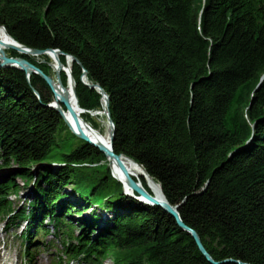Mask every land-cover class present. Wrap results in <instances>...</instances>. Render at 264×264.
<instances>
[{"label": "trees", "instance_id": "1", "mask_svg": "<svg viewBox=\"0 0 264 264\" xmlns=\"http://www.w3.org/2000/svg\"><path fill=\"white\" fill-rule=\"evenodd\" d=\"M0 25L77 58L80 106L103 109L86 70L110 97L115 153L161 184L214 261L264 264V0H0ZM23 56L54 74L46 53ZM53 101L39 74L0 67V165L15 166L0 216L27 222L26 256L53 229L64 239L50 264H215L164 208L124 193ZM18 180L35 194L26 207L13 203Z\"/></svg>", "mask_w": 264, "mask_h": 264}, {"label": "bare ground", "instance_id": "2", "mask_svg": "<svg viewBox=\"0 0 264 264\" xmlns=\"http://www.w3.org/2000/svg\"><path fill=\"white\" fill-rule=\"evenodd\" d=\"M12 45H18V44H16L8 36L6 30L0 26V53H2V51H6L9 48L11 49ZM18 47L20 50L23 49L22 46H18ZM20 54L23 56L22 53ZM46 54L52 58L51 64L53 67V73L55 75L54 82H55V88L57 89V92H58V97L60 96L65 97L68 100L70 107L79 116V119H77L71 114L70 110L68 109L66 110L63 108L65 111L67 120L69 122V125L71 126L74 133H83L86 136L90 137L93 141L105 147H110L111 130H112L110 123L108 124V121L107 122L104 121L106 130L103 132L101 129L95 128L92 125L90 119L87 118L88 116H86V114H89V116H92V117L95 116L97 118H100L101 116H106L107 105H106L105 100H103V109L101 110L84 109V111H80V109H78L77 107V101H76L74 91H73L72 80L70 81L69 79V81H67L66 84L64 83L61 84V82L57 79V72L61 73V71H63L61 66H59V62L57 60L60 58V55H57L56 52H51V51H49V53H46ZM28 55H32L36 57L39 61L44 60L42 58V54L29 53ZM66 62L67 63L64 64L66 67H68V62L72 67L73 61L70 60V58H66ZM85 81L91 83L87 78L85 79ZM105 162L108 163V165H110L114 176L122 183L125 192L128 193L130 196H135L139 198L140 200H144V201L148 200L147 196H145L144 194L138 193L136 189L132 185H130L129 178H132L136 182H138L147 192H149V194L153 196L155 199L160 200V201L164 200V195H163V192L161 190L159 183L155 179H153L150 175H147L145 171L143 170V167L140 164L136 163V161H134L133 159L125 155H122L120 159H117L115 156L107 154ZM1 251L2 249H0V252ZM32 259L33 261H35L36 260L35 256H33Z\"/></svg>", "mask_w": 264, "mask_h": 264}, {"label": "water", "instance_id": "3", "mask_svg": "<svg viewBox=\"0 0 264 264\" xmlns=\"http://www.w3.org/2000/svg\"><path fill=\"white\" fill-rule=\"evenodd\" d=\"M1 27H3L5 30V26L3 25H0ZM8 36L18 45H12L11 46V49L12 50H15V51H19L20 53L22 54H29V53H33V54H43V53H49V51L51 52H56L57 55H63V51L59 50V49H50V50H41V49H36V48H31V47H28L22 43H20L19 41H17L15 38H13L9 33L8 31L6 30ZM18 46H22V50L19 49ZM67 58H70V60L72 61H77V58L74 57L73 55H67ZM58 62H59V66H61L62 70L65 71L68 76H69V79L70 81L72 80V83H73V91H74V95H75V98H76V101H77V107L78 109H80V111H84V108H82L79 104V101H78V97H77V93H76V81H75V78L72 74V67L71 65L69 64L68 62V67H66L64 65V63L61 61V59H57ZM0 67H16V68H19V69H22L24 70L27 74H28V77L35 73V74H39L43 79H45V81L48 83V85L51 87L53 93H54V96H55V101H53L50 105L52 107H54L55 109H57L63 116L66 124L68 125V127L70 128V130L74 133V131L72 130L71 126L69 125V122L67 120V117L65 115V111L62 107V104L65 105L67 107L68 110L71 111V114L79 119V116L77 115V113H75V111H73V109L70 107V104L68 102V100L63 97V96H60L58 97V92H57V89L55 88V82H54V77L52 75H48L46 73H44L37 65H35L34 63H32L31 61H29L27 58H25L24 56L22 55H19V56H12V55H7L6 51H2V53H0ZM87 74V71L85 70L84 72V79L83 81L88 84L90 87H94L96 89H98L102 94H103V100H105L106 102V105H107V111H106V115L108 117V120H109V123L111 125V143H110V147H105L95 141H93L90 137L86 136L85 134L83 133H75L78 137L84 139V140H87L89 142H91L92 144L96 145L97 147L100 148V150L106 154H110L112 156H115L117 159H120V157L123 155V154H117L115 153L114 151V148H113V140H114V137H115V132H116V126H115V123H114V120L112 119L111 117V113H110V110H109V95L107 94V92L99 85V84H95V83H89V82H86L85 79L87 78L86 76ZM57 79L61 82V84H63V81L61 79V73L60 72H57ZM68 79V81H69ZM137 163V162H136ZM139 164V163H138ZM143 170L145 171V169L143 168ZM145 173L147 175H149L146 171ZM129 183L130 185H132L136 191L140 194H144L145 196H147L148 200L147 201H144V200H140L139 198H137L139 201L141 202H144L146 204H149V205H158V206H161L162 208H164L168 213H170L172 216H174L176 219H177V222L178 224L181 226V228H183L184 230L188 231L192 237L195 239L196 243L198 244V247L199 249L201 250V252L210 260L212 261L213 263L215 264H221V262H217V261H214L213 258L211 257V255L209 254V252L207 251V249L205 248L202 240H201V237L200 235L198 234V232L193 229L192 227L188 226L182 219L181 215H180V212H179V206L177 205H173L171 204L163 190H162V186L161 184L159 183L160 187H161V190L163 192V195H164V200H157L155 199L153 196H151L149 194V192H147L138 182H136L134 179L132 178H129ZM124 189V187H123ZM241 264H247V263H242L240 262Z\"/></svg>", "mask_w": 264, "mask_h": 264}, {"label": "rangeland", "instance_id": "4", "mask_svg": "<svg viewBox=\"0 0 264 264\" xmlns=\"http://www.w3.org/2000/svg\"><path fill=\"white\" fill-rule=\"evenodd\" d=\"M6 51L8 55L13 54L12 49L10 48L7 49ZM52 76H54L55 78L54 74ZM92 118L98 124L99 129H101L104 132L106 130L104 121L105 122L108 121L109 124L107 115L101 116L100 118L93 116ZM66 140H68L69 142L71 141L75 142V147H77L80 143V140L77 137H73L71 139H66ZM1 163L2 162L0 161V164ZM14 167L15 166L13 165L9 167H2L0 165V180L6 178L9 175L8 173L10 172V170L13 169ZM112 175L114 176L113 172ZM18 182L21 185V193L17 197L12 196L13 203L16 207L21 205L26 207L29 205V202L34 198L35 194L32 189L24 186L21 180H18ZM124 193L129 195L128 193L125 192V190ZM72 197L74 198V196ZM99 210L100 209L97 207L96 211L99 212ZM74 224H76L75 219H74ZM50 228L52 229L51 225ZM27 230H28V225L25 220H20V219L15 220L13 218L8 221L5 220L2 216H0V249H2V251L0 252V264H32V263L50 264L52 261L58 258L57 256L60 253V250L63 248L62 242L64 237L57 236L55 234V231H53V229L51 230L52 233L48 236H45L43 233L36 235L34 237L35 241L33 245L30 247L31 249L29 255L26 256L27 244L25 242L24 237L22 236V233L26 232ZM79 230H80L79 227L75 226V232L78 233ZM33 256H35L36 258L34 262L32 261ZM70 264H77V261L75 260ZM104 264H113V261L111 258H107L104 261Z\"/></svg>", "mask_w": 264, "mask_h": 264}]
</instances>
